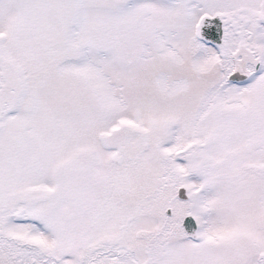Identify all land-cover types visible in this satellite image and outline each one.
I'll use <instances>...</instances> for the list:
<instances>
[{
    "label": "snow or ice",
    "instance_id": "obj_1",
    "mask_svg": "<svg viewBox=\"0 0 264 264\" xmlns=\"http://www.w3.org/2000/svg\"><path fill=\"white\" fill-rule=\"evenodd\" d=\"M0 264H264V0H0Z\"/></svg>",
    "mask_w": 264,
    "mask_h": 264
}]
</instances>
